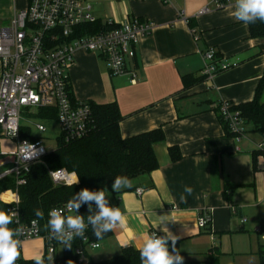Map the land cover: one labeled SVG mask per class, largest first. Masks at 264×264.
I'll return each instance as SVG.
<instances>
[{
  "label": "crops",
  "instance_id": "obj_1",
  "mask_svg": "<svg viewBox=\"0 0 264 264\" xmlns=\"http://www.w3.org/2000/svg\"><path fill=\"white\" fill-rule=\"evenodd\" d=\"M110 3L108 17L98 20L137 18L154 23V28L131 52L121 76H110L97 55L79 52L69 71L72 93L79 101L116 103L123 138L161 128L165 140L154 146L158 169L113 195L125 224L101 241L99 249L88 251V258L99 262L125 248L138 249L141 236L153 231L163 236L166 227L181 247L207 242L212 247L208 256L217 264H261L264 170L255 165L253 153L264 139L246 125L245 137L237 142L220 120V105L255 98L264 76V38H252L249 24L232 18L233 7L215 10L213 0L171 6L158 0ZM27 7L28 0H0V29ZM204 8L210 12L198 15ZM209 50L229 66L212 81L202 75L203 55ZM187 75L203 82L184 90L182 78ZM171 147L180 150L178 162L171 160ZM185 186L193 189L191 195L184 192ZM137 189L144 190L142 196ZM202 215L210 218L204 229L198 226Z\"/></svg>",
  "mask_w": 264,
  "mask_h": 264
},
{
  "label": "built area",
  "instance_id": "obj_2",
  "mask_svg": "<svg viewBox=\"0 0 264 264\" xmlns=\"http://www.w3.org/2000/svg\"><path fill=\"white\" fill-rule=\"evenodd\" d=\"M158 1L171 6L185 0ZM234 2L235 0H213L215 10L233 7ZM92 12V6L85 0H28L27 9L16 12L9 26L0 29V169L9 167L0 173V181L12 177L17 187L26 185L33 166L52 152L43 146L31 127L21 124L23 113L34 116V121L38 120L34 124L35 130L43 134L47 132L44 123L50 122L41 120L37 115L40 109H54V122L60 128L58 139L61 138L66 143L80 140L89 134L91 107L88 101L73 99L69 79V71L74 67L75 57L79 52L97 55L105 61L110 76H121L126 73L127 59L131 52L154 28V23L137 18L123 22L108 20L103 22L106 28L102 31L80 36L79 27L98 21ZM208 12L210 9L204 8L198 15ZM180 16L186 20L184 12ZM193 35L198 39L194 31ZM203 58L202 75L205 80L212 81L219 73L229 69L223 61H218L214 50L204 53ZM233 106L231 102H222L220 115L228 131L240 142L246 135V124L240 112L233 110ZM22 128H30L37 140L22 138ZM4 142L12 143L11 151L2 148ZM27 144L35 146L37 152L31 159L24 158ZM257 150H264V145H258ZM257 167L264 170V156L258 157ZM52 172L55 171H50L49 175L54 186L70 187L79 184L74 183L78 178L75 173L61 169V176L57 177ZM143 193V189L136 190L138 196ZM0 200L9 206V211L17 213L14 215V224L22 231L21 255L16 264H23L26 260L23 257V247L33 242H40L43 256L47 258L52 255L54 260L63 244L49 238L47 225H42L37 220H33L36 223L22 220L18 192L6 191L1 194ZM56 208L63 209L65 215L76 214L69 212L66 205ZM209 222V216L202 215L198 226L204 229ZM91 231L89 226L85 238L76 237L87 244L86 252L100 248V242L89 241ZM258 231H264V223ZM77 254L80 262L87 263L90 260L82 249Z\"/></svg>",
  "mask_w": 264,
  "mask_h": 264
},
{
  "label": "trees",
  "instance_id": "obj_3",
  "mask_svg": "<svg viewBox=\"0 0 264 264\" xmlns=\"http://www.w3.org/2000/svg\"><path fill=\"white\" fill-rule=\"evenodd\" d=\"M106 25L101 20L96 23L79 27L80 36L93 34L102 31ZM252 38H264V22L257 21L249 24ZM203 82V78L187 75L182 78L183 89L188 90ZM73 95V99H74ZM264 76L261 79L255 94V98L248 103L234 105L233 110L240 112L245 124L253 128V132L259 134L264 139ZM91 107L92 123L89 134L77 141L64 142L61 138L57 141L54 151L45 156L41 162L35 164L27 176V183L17 187L15 179L8 177L0 181V196L6 191H17L20 197L19 211L24 222L33 220L39 221L42 225H47L48 212L56 207L67 205L73 195L83 188L89 190L103 189L108 194L109 202L115 206L117 202L113 195L111 185L118 175H126L132 181L140 176L149 175L159 167L154 151L157 143L165 140L163 130L155 129L131 138H123L120 133V124L123 120L116 103L97 104L89 102ZM38 118L47 120L50 123L56 120L54 109H40ZM225 130L228 135L233 136L225 122ZM21 137L32 141L37 137L32 134L30 128L21 129ZM169 154L173 162L181 159L178 147H171ZM259 156H264V150H256L253 153L256 165ZM65 169L70 173H75L79 178V184L70 187L54 186L49 172ZM228 199V198H227ZM0 209L9 210V206L0 200ZM35 209L44 212V219L35 216ZM93 204V211H95ZM79 214L85 216L88 213V205H82ZM11 227L16 228L13 223ZM111 236V232L104 235L102 239H97L93 232L89 234L90 242H101ZM87 244L80 238H75L72 248L62 247L63 255L56 257L52 264H141L139 251L133 247L122 250L121 254L104 261L95 262L89 260L87 263L80 262L77 251L82 249L86 252ZM176 247L180 251V243L177 241ZM171 251V241H169ZM261 264H264V250L260 253ZM211 263L217 264L216 259L211 257ZM47 264V258H45ZM23 264H34L33 260H25Z\"/></svg>",
  "mask_w": 264,
  "mask_h": 264
},
{
  "label": "clouds",
  "instance_id": "obj_4",
  "mask_svg": "<svg viewBox=\"0 0 264 264\" xmlns=\"http://www.w3.org/2000/svg\"><path fill=\"white\" fill-rule=\"evenodd\" d=\"M232 18L243 24H254L257 21L264 22V0H235L232 10ZM37 154L35 146L27 144L25 159H31ZM55 176H61V170L52 172ZM79 178L75 180V184ZM133 187L132 180L126 175H118L111 185L115 193ZM193 189L185 186L184 192L191 195ZM108 194L103 189L89 190L83 188L75 193L67 202L66 208L75 215H65L63 209L53 208L48 212L47 228L49 238L55 239L64 247L72 248L74 238H85V232L92 229L93 235L97 239H102L105 234L112 232L125 224V215L121 208L112 206L108 199ZM186 197L181 195V200ZM88 205V215H79L78 211L82 205ZM93 204L96 210L93 211ZM35 216L44 219V212L35 209ZM14 211L0 209V264H16L20 258V248L22 241L20 236L22 231L19 227H11L14 223ZM18 223V221H15ZM36 223V221H33ZM163 236L157 235L155 231L144 234L140 239L138 248L141 264H184V257L176 247L178 237L173 235L168 229L163 228ZM171 241V251L169 250ZM32 260L34 264H46L45 257L36 253ZM53 256H47V264H52Z\"/></svg>",
  "mask_w": 264,
  "mask_h": 264
},
{
  "label": "rangeland",
  "instance_id": "obj_5",
  "mask_svg": "<svg viewBox=\"0 0 264 264\" xmlns=\"http://www.w3.org/2000/svg\"><path fill=\"white\" fill-rule=\"evenodd\" d=\"M85 1H87L92 6L93 9L92 15L95 19L107 18L108 17L107 11L111 10V8L113 9L110 0H85ZM7 26L9 25H6L5 27ZM0 75H1V63H0ZM34 119H35L34 116L29 115L28 113H23L21 124L23 126L31 127L33 133L41 139L43 146L48 151H54L57 147V140L60 135V128L58 124L55 122L44 123L47 128V132L43 134H39L34 127V124H36L38 120L34 121ZM248 127L249 126L247 125V128ZM252 135L260 139L259 136H257V134L252 133ZM12 147H13L12 143L10 142H4L2 144V148L5 151H11ZM7 168L9 167L1 168L0 173L4 172ZM211 248H212L211 245L209 247L207 246V242L200 244L198 243L189 244V245H185L184 247L180 246V250L184 257V264H212L208 256V252ZM43 252L44 251L40 242L25 244L23 247V257L26 260H32V257L36 253H40L43 255ZM62 255H63L62 250H59L57 252V257H61Z\"/></svg>",
  "mask_w": 264,
  "mask_h": 264
}]
</instances>
